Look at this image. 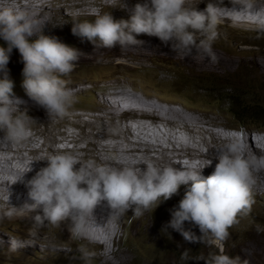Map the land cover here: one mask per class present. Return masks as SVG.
<instances>
[{"label": "clouds", "instance_id": "obj_1", "mask_svg": "<svg viewBox=\"0 0 264 264\" xmlns=\"http://www.w3.org/2000/svg\"><path fill=\"white\" fill-rule=\"evenodd\" d=\"M232 3L240 6L234 7L231 22L255 28L257 39L264 37V7H254L251 0H232ZM125 8L128 19H115L110 12H105L91 21H74L71 33L87 39L97 49H111L117 44L121 49L140 45L144 41L137 37L147 35L183 57L195 51L197 55L215 60L213 43L218 36L220 19L216 4L210 2L199 11L189 6L187 0H145L130 9ZM38 25L37 19L23 11L0 8V39L7 44V48L0 47V132L4 133L0 145L5 147L28 138L31 119L26 111L17 114L20 106L27 102L13 94L14 82L7 65L14 48L18 49L23 63L22 87L35 106L44 109L49 118H62L74 103L66 87L67 81L61 77L74 71L83 53L60 42L56 36L39 32ZM131 122L135 128L137 122L147 128L150 125L149 120L142 117L131 118ZM255 134L246 131L243 141L232 138L218 148L215 156L218 163L210 175H202V170L211 165V160L203 166L189 163L180 168L157 167L147 163L138 169L130 164L111 167L95 161L81 163L70 152L49 154L44 159L33 160H46L47 164L30 179L25 180L24 174L33 170V161L18 178L27 188V200L20 207L9 204L7 209L0 210V223L17 217L30 219L32 227L27 233L32 238V246L36 244L37 230L50 225L59 227L62 233L69 231L73 238L83 239L87 219L101 202L106 201L112 218L119 219L128 212L139 218L156 209L161 198L167 201L178 193L181 185L190 184L178 205L169 209L171 219L162 226L161 232L168 234V229H172L188 243L211 247L213 242L219 241L224 246L223 242L231 236L229 230L240 223V217L251 213L255 203L253 169H264V156L254 160L257 158ZM243 149L247 153L245 158L241 156ZM33 212L36 214L30 215ZM65 221H69V225L62 223ZM194 229H198L199 234ZM8 238L9 254L24 249L19 237ZM4 241L5 238L0 239V250ZM87 242L81 241L79 254L68 257V264H93L94 252L99 249L93 245L96 241L89 248ZM190 259L203 260L204 264H249L224 251H209L206 256L195 257L190 256V250L180 254L181 261Z\"/></svg>", "mask_w": 264, "mask_h": 264}, {"label": "rangeland", "instance_id": "obj_2", "mask_svg": "<svg viewBox=\"0 0 264 264\" xmlns=\"http://www.w3.org/2000/svg\"><path fill=\"white\" fill-rule=\"evenodd\" d=\"M81 1L72 0V3L80 4ZM105 1L89 0L92 7L91 11H94V14L87 15L88 13H86L85 15L87 17H94L90 19L84 15L78 16L75 11L68 9L59 0H53L52 6L62 8L67 13V16L65 19H62L56 15L57 17L54 18L55 22L57 21L61 24L58 28L48 25L39 30L44 35L58 37L60 42L83 53L74 71L69 76L61 77L67 81L66 87L74 98L72 107L61 119L58 117L49 118L44 109H37L39 107L35 106L34 102L26 95L22 87L23 78L21 73L23 63L21 62L20 53L15 48L10 53L7 67L10 79L14 82L13 94L15 97L24 99L27 102L25 105L20 106L17 114L26 111V114L31 119L28 121V138L21 143L7 147L4 146L9 149L6 151L8 156L12 154L13 156L15 155L14 157L18 155V157L23 156L22 161L29 159L27 161L29 164L33 160L44 159L49 154H52L50 150L48 151V148L60 147L62 144L70 147L73 146L72 143L67 142L70 136L76 139L75 146L79 150L75 154H78L76 158L81 163L88 162L92 155V152L90 153V151L85 149L89 141H99V143L103 142L104 144L116 143L117 149L124 150L126 143L122 140L123 143L119 138H114L120 131L116 128V122L120 123V121L126 120L128 124L134 126V123H129V121L131 118L138 116H136V113L134 115L125 113L119 119H112L108 110L109 106L105 104L104 99L113 103V96L117 95V99L123 101L125 96L120 97V95L122 96L126 92L128 94L130 91L164 106L165 109L171 108L172 105V109L196 114L195 126L203 125L205 129H211L210 131L216 130L219 134L221 133L220 138L224 139L225 142L232 138L239 137L238 139H241V136L246 131L248 133H256L255 138L257 142H255V146L257 147V158H254V160L264 156V126L260 130L255 128L257 126L254 124L242 126V124L238 123V119L230 113L231 103L222 98L224 93L231 91L230 84L227 87L218 83L212 84V86L209 82L212 77H233L232 86L237 88L242 87V89L246 90L244 99L247 103L250 105H255L254 102L264 104V37L257 39L258 33L255 28L242 27L229 20L220 18L217 26L218 36L213 43V51L215 49L222 55H226L234 63L218 67L215 70L199 69L196 67L195 70L193 68L190 69L185 64L178 63V61L176 62L172 58L173 56L170 57V55H142L138 52L144 49L139 47L122 49L120 51L118 44L111 49L102 47L97 49L87 39L73 36L71 27L72 23L77 20L91 21L96 16L105 12H110L115 19L129 18L126 8H121L111 2L107 3L109 4L108 6H104L102 3H105ZM123 2L127 3V0H123ZM95 5H102L108 8L102 9L101 6L94 8ZM253 6L258 8L261 5ZM132 7V4H128L127 8L130 9ZM143 36H138L137 39L140 40ZM0 47L7 48V44L2 39H0ZM117 51H120V53L117 54ZM139 59H142L143 62H140ZM257 107L260 106L257 105ZM255 108L256 106L253 107V110ZM149 127L148 132L150 134L146 135L149 138H161L163 133L165 135L163 137L167 136L166 130H162L160 124H158V128L161 131V135H155L151 124ZM182 131L177 127L176 130L175 128L174 130L172 129L171 134L176 137L178 136V139L180 138L179 141L184 140L186 144L190 143L189 145L192 147L197 145L196 147L202 148L205 151L206 148L203 149L205 147L202 142L203 140L215 145L210 140L208 134L197 135L196 133L195 136L194 134L191 136V134ZM3 135L4 133L0 132V137ZM95 135H97V138ZM223 144L221 143L220 147ZM32 146L34 148L46 147V151L41 150V154H43L42 158L40 152L38 154L35 152L34 155V153H25L21 150L24 147ZM122 146L125 148L123 149ZM13 150H16L15 153ZM20 154L23 155L21 156ZM122 155L131 162L136 161V158H133L132 154ZM136 155L140 157V154ZM3 157L4 155L0 153V158ZM205 160V162L208 160H213L212 163L214 162L212 156L206 157ZM184 161L186 163L197 164L199 163V158L196 157L191 158V161L189 159ZM46 164V160L33 161L31 166L37 169L39 166L40 168L46 166ZM199 166H203L202 163ZM253 175L256 181L254 187L256 188H254L255 193L253 197L255 203L253 204L252 211L248 216L240 217V223L229 230L231 236L229 240L223 242L225 243L224 246L219 241L213 242L211 247L188 243L179 233L172 229H168V234H170L171 238L168 234L161 232L162 226L171 219L169 209L178 205L186 189L190 187L189 184L181 185L178 193L173 195L171 199L164 201L161 198L159 206L156 209L145 212L142 217L136 218L131 212L121 216L118 220L120 225L117 228L119 236L114 241L112 249L123 250L124 259L126 260L122 264H204L203 260L190 259L188 261H181L180 254L185 250H190L191 257L199 254L206 256L209 251L217 253L224 251V254L232 258L240 257L241 261L247 260L249 264H264V169L259 171L253 169ZM0 208H4L2 203ZM31 227L32 222L27 218H15L11 221L5 220L3 223H0V239L16 236L23 242H26L25 239L29 237L27 231ZM194 231L199 234L198 229H194ZM35 240L36 244L33 246L29 240L31 244L29 249L24 250L22 248L18 252L11 254L7 251L9 247L6 245L7 241H4L3 249L0 250V264H68V257L79 254L77 249L83 239L72 238L65 232L62 233L59 227L50 225L47 228L38 229ZM83 241L87 242L89 240ZM91 242H87L88 246H86L88 248L94 241ZM98 251H92L95 253L93 264L100 263L95 260ZM118 261L119 257H111V263L107 264H118Z\"/></svg>", "mask_w": 264, "mask_h": 264}, {"label": "bare ground", "instance_id": "obj_3", "mask_svg": "<svg viewBox=\"0 0 264 264\" xmlns=\"http://www.w3.org/2000/svg\"><path fill=\"white\" fill-rule=\"evenodd\" d=\"M52 1L53 0H1L0 8L9 7V8H12L14 11H17V12L23 11L27 13L29 17L35 18L39 21V25H38V31H39L41 28L48 26V25L53 26L54 28H58L61 24L58 23L57 21L55 22L54 18L58 16L59 18L65 19V17L67 16V13H65L62 8H55L54 6H52ZM59 1L62 2V4L66 5L68 9H71V11H75L78 16L84 15L85 17H87L85 15L86 13H88L87 15L94 14V11H91L92 7H91L89 0H82V1L80 0L81 1L80 4L72 3V0H59ZM103 1L104 0H102V2ZM203 1H204L203 3H199L198 0H187V4L191 7L195 6V8L199 11H203L206 8L208 3L210 2L214 3L217 5L218 16L221 19L229 20V21L232 20L231 17L233 15L234 7L240 6V5L234 6L232 3V0H222V3L220 2V0H203ZM108 2H111L114 5H118L121 8H125V6L128 7V4H132V6H134L136 3H144L145 0H127V3H124L123 0H106L105 3H102V5L108 6L109 5L107 4ZM251 3L253 5H261L260 7H264V0H251ZM102 5H97V6L95 5L94 8H97L98 6H101L102 9L108 8ZM68 16H70V14H68ZM87 18L91 19L94 17H87ZM240 25L242 27L245 26L244 23ZM140 40L144 41V43L140 45H136V46H130L128 48H136V47L142 48L144 50H141L138 53L142 55H146V56L153 55V54L162 55V56L170 55V57L173 56L172 58L176 62L178 61V63L180 62L183 65L185 64L190 69L193 68L196 70V68H199V69L215 70L218 67L220 68L221 66L232 65L234 63L232 59L226 57V55H222L220 52H218L215 49H214L215 51L214 53H215L216 58L213 61L208 58H205L202 55H197L195 51H193L192 55L183 57L182 54L171 51L169 46H165L161 44V42L155 37H149L147 35H144ZM119 49L120 51L122 50L120 46H119ZM120 51H117V54L120 53ZM139 60L140 62H143L142 59H139ZM126 93H124L122 96L120 95V97L125 96L124 97L125 99L123 101L117 99L116 97L117 95L113 96L114 97L113 103L112 101H108L107 99H104L105 104L109 106L108 110H109V113L112 119H116V118L119 119L125 113H129L131 115H134V113H136V116L143 117L150 121V124L153 127L152 129H154L155 131V135H161L160 134L161 131L158 128V124H160L162 126V130H166L167 136L163 137L165 136L163 133L161 138L154 137L151 139L148 136H146L150 134L148 132L149 129L147 128L146 125L140 122H137L138 125L135 128L132 125L128 124L126 120L120 121V123L117 121L116 128L120 131L119 133H117V136H115L114 138H117V139L119 138L121 139V141L123 140L126 143L125 144L126 148L122 146L123 149L124 148L125 149L119 150L117 149L116 143L108 144L107 142L109 141L105 142L107 144H104L103 142H102L103 144L101 142L99 143V141L98 142L89 141L87 142V146L85 144L86 146L85 149L87 151H90V153L92 152V155L90 156V159L88 161H95L98 164H103V165H107L111 167H121L124 164H130L139 169L140 167L143 168L144 165H146L147 163H153L157 167L174 166V167L180 168L182 165L189 164V163H186L184 160L189 159L191 161V158L197 157L199 158V161H198L199 163H197L196 165H199L200 163L204 165L208 162V161L205 162L206 161L205 158L212 156V158L214 159V162L211 163L210 166L205 167L202 170V175L204 174L210 175L212 173V171L214 170L215 164L218 163V160L215 159V156L217 154L216 150L220 148L221 143L222 144L226 143L224 139L220 138L221 133L219 134V132H217L216 130L210 131L211 129L209 130L205 129L203 125L195 126L194 123H196L195 121H196L197 115L194 113H190V112L184 113L183 111L172 109L173 108L172 105H171V108L169 107L165 109L164 106L160 104H156L154 101L147 100L134 92L130 91L128 94ZM37 109H40V108H37ZM177 127H179L180 130H183L187 134H191V136L192 134H194L195 136L196 133L197 135L198 134H201V135L208 134L210 137V140L215 145L209 144V141L203 140L202 141L203 145H205L203 149L206 148V151H205V150H202V148L199 149L198 147H196L197 145L195 147H192L191 145H189L190 143L186 144L184 140L179 141L180 138L178 139V136L176 137L171 134L172 129L174 130L175 128L176 130ZM95 137L97 138V135H95ZM243 139H244V135L241 136L240 140L243 141ZM91 140H94V139H91ZM67 142L72 143L73 146L70 147L68 145L62 144V146L56 147L55 145L56 148H48V151L50 150L51 153L70 152L72 154H75V152L79 150L75 146L76 139L70 136V139H67ZM249 146L251 147V144H249ZM12 148L14 147L12 146ZM12 148H10V150H12ZM8 150H9L8 148H5L4 146L2 147L0 145V153L4 155L3 158H0V207L2 203L4 208H0V210L7 209L9 207V204L15 207H20L27 200V188L24 186L23 183L17 180L21 175H23L28 170L30 163L28 164L27 161L29 159L22 161L23 154L22 155L20 154L22 157H18L19 155L14 157L15 155L13 156L12 153H10L12 154L11 156H8V154H6V151ZM21 150H23L25 153H34V155H35V152L37 154L40 152V156L42 158L43 154H41V150L46 151L47 149L46 147L34 148L32 146V147H24ZM13 151L15 153L16 150H13ZM122 154H126V155L132 154L134 156L133 158H136V161L131 162L126 157L124 158V155ZM136 154H140V157L137 156ZM75 156H78V154H75ZM246 156H247V153L243 150L242 157L245 158ZM185 157L186 159H184ZM77 167H79V165H77ZM39 168L37 169L32 168L33 169L32 171L25 173L24 179L25 180L30 179L35 174V171H38ZM252 188L254 189L256 187H254L253 185ZM109 211L110 210L107 207L106 201L101 202L94 209L93 214L89 215L87 219V233H86V238H83V240L96 241V243L93 244V245L98 246V249H99V251L97 250L98 253L95 257L96 261L102 264H105V263L107 264V263L112 262V261L110 262L111 257L115 258L117 256L119 257V261L117 263L122 264V263H125V260H126L124 259L125 255L122 252L123 250H118V249L113 250L112 249L115 243L114 241H116L117 237L119 236L118 229H117L120 225L118 221L119 219L110 217L108 213ZM35 214L36 213L33 212L30 215H35ZM17 218H22V217H17ZM63 223L69 224L70 222L65 221ZM65 233L71 237V234L69 231L68 232L66 231ZM147 235H150V234H147ZM30 239L32 238L28 237V239L25 240L26 242H24V249H28L29 247H31V244L29 243ZM6 241L8 243L9 238H7ZM97 241H100V242H97ZM111 242L113 243V245H111Z\"/></svg>", "mask_w": 264, "mask_h": 264}, {"label": "trees", "instance_id": "obj_4", "mask_svg": "<svg viewBox=\"0 0 264 264\" xmlns=\"http://www.w3.org/2000/svg\"><path fill=\"white\" fill-rule=\"evenodd\" d=\"M232 79L233 77H212L210 78L209 82L211 85L218 83L226 87L230 84L231 91H228L222 95L224 100L226 99L229 101V103H231L230 113L238 119L237 122L242 124V126L254 124L257 126L255 128L262 130L264 126V104L254 102L255 105H250L247 103L244 99V96H246V90L242 89V87H233ZM257 105L260 107H257ZM255 106L256 108L253 110V107Z\"/></svg>", "mask_w": 264, "mask_h": 264}]
</instances>
